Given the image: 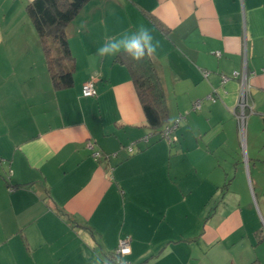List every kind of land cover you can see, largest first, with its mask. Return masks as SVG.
Wrapping results in <instances>:
<instances>
[{"label": "crops", "instance_id": "1", "mask_svg": "<svg viewBox=\"0 0 264 264\" xmlns=\"http://www.w3.org/2000/svg\"><path fill=\"white\" fill-rule=\"evenodd\" d=\"M31 1L0 0V264H107L123 235L130 264H264L244 176L264 172V0H90L66 27L74 73L61 90ZM140 27L158 41L148 55L170 125L181 117L172 145L148 128L127 55L97 54ZM243 71L244 137L232 113ZM93 77L97 95L83 98ZM232 166L243 184L223 195Z\"/></svg>", "mask_w": 264, "mask_h": 264}, {"label": "trees", "instance_id": "2", "mask_svg": "<svg viewBox=\"0 0 264 264\" xmlns=\"http://www.w3.org/2000/svg\"><path fill=\"white\" fill-rule=\"evenodd\" d=\"M89 1L32 0L26 6L27 15L38 35L51 83L55 90L66 89L73 84L74 62L68 45L66 27ZM120 55L127 54L121 52ZM125 62L130 70L147 126L155 133L157 141H163L160 137L163 129L167 126L172 127L180 118L174 120L173 124L170 125L163 87L149 55L147 54L140 61L133 60L127 55ZM179 123L180 120L177 123L178 126ZM178 126L173 132L176 140L168 142L169 145L178 142V135L176 134ZM225 175L227 174L225 173ZM113 253L109 257V262ZM126 262L130 264L129 261L126 260Z\"/></svg>", "mask_w": 264, "mask_h": 264}, {"label": "built area", "instance_id": "3", "mask_svg": "<svg viewBox=\"0 0 264 264\" xmlns=\"http://www.w3.org/2000/svg\"><path fill=\"white\" fill-rule=\"evenodd\" d=\"M219 56L220 53H217ZM205 77L207 76V73H204ZM232 78L237 79L240 81V93H239V99L236 105V108L234 109L233 116L237 120L238 124V131L240 136L244 137L245 135V124H246V119L248 115L253 114V107L249 103V98L250 95L248 93L249 86L246 81V72H233L232 73ZM94 77L90 78L88 81L84 82L82 84L81 88V94L84 98H94L96 97V90H95V85H94ZM228 80L227 77H223L222 83H225ZM207 100L214 102L216 99L213 95H210L206 98ZM201 108V101H196L193 105V110H200ZM181 119V117H179ZM179 119V120H180ZM176 122L175 125L172 127H166L163 129L160 137L162 140H165L166 142H171V140L175 141L176 138L173 136V132L175 128L178 126V121ZM151 135L145 136L141 138V140L131 144L130 146L126 147V151L131 154L133 152V147L139 142H143L145 144L148 143L149 138ZM86 148L91 152V156L95 160H100L102 157V154L99 151H96L94 149V145L91 142H87ZM131 238L127 235H124L118 239L116 248L113 253V257L110 262L107 264H128L125 260V257L130 254L131 252Z\"/></svg>", "mask_w": 264, "mask_h": 264}, {"label": "clouds", "instance_id": "4", "mask_svg": "<svg viewBox=\"0 0 264 264\" xmlns=\"http://www.w3.org/2000/svg\"><path fill=\"white\" fill-rule=\"evenodd\" d=\"M158 41L154 43V37L148 28L140 27L134 33L125 32L116 39H109L98 49L101 57L114 56L121 52L130 56L133 60H142L149 52L155 53Z\"/></svg>", "mask_w": 264, "mask_h": 264}, {"label": "rangeland", "instance_id": "5", "mask_svg": "<svg viewBox=\"0 0 264 264\" xmlns=\"http://www.w3.org/2000/svg\"><path fill=\"white\" fill-rule=\"evenodd\" d=\"M246 135H247V133H246ZM232 162H233V160L230 161V163H232ZM217 163L218 162H216V164ZM222 171H223L222 174L226 173L228 175V178L226 180L227 181L226 182L227 185L226 186L224 185L225 182H223V184H222L223 185L222 186L223 195L226 194V190H227L226 187H228L229 181L233 180L234 177L237 176V175H238V177H237V180H236V184L238 186V183H239V186H242V184H243L242 181H241V177H242L241 173L242 172H231V171H233V166H232V169L229 172H225L224 171V167H223ZM244 176H245L246 180H247V177L249 179L248 192H249V195H250V198H251V202H252L253 207H254V211L256 213V217H257V219L259 220V223L262 226L264 224V172H257V171L251 170V172H244ZM251 179L253 181H255L257 183V185L256 184L253 185L251 183ZM250 188H251L252 191H250Z\"/></svg>", "mask_w": 264, "mask_h": 264}]
</instances>
